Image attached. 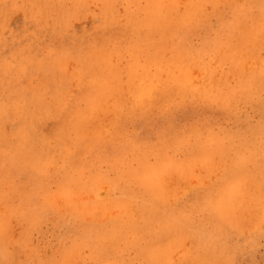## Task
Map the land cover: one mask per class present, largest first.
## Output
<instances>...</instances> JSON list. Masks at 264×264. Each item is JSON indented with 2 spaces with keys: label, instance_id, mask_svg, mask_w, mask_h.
<instances>
[{
  "label": "rangeland",
  "instance_id": "1",
  "mask_svg": "<svg viewBox=\"0 0 264 264\" xmlns=\"http://www.w3.org/2000/svg\"><path fill=\"white\" fill-rule=\"evenodd\" d=\"M174 77L199 91L163 95ZM200 142L226 147L211 170ZM184 160L166 187L144 180ZM0 169V264H264V0H0Z\"/></svg>",
  "mask_w": 264,
  "mask_h": 264
},
{
  "label": "bare ground",
  "instance_id": "2",
  "mask_svg": "<svg viewBox=\"0 0 264 264\" xmlns=\"http://www.w3.org/2000/svg\"><path fill=\"white\" fill-rule=\"evenodd\" d=\"M109 1V0H108ZM170 1H177V0H170ZM110 2H113V1H110ZM109 2V3H110ZM161 2V1H160ZM197 3H198V1H197ZM111 4V3H110ZM181 5H183V4H181ZM189 5V4H188ZM153 5H151L150 6V9H151V7H152ZM113 14V13H112ZM111 14V15H112ZM113 15H115V14H113ZM138 15V14H137ZM135 16V15H134ZM163 18L164 17V14H160V18ZM158 18V17H157ZM228 44V43H227ZM225 46H226V49L224 50H221V52H223L224 51V53L223 54H225V51H227V50H229V49H231V48H233L232 46H231V43H229L228 45H226L225 44ZM161 46H158V48H156L154 51H153V53H155V52H159L158 51V49L160 48ZM128 48V47H127ZM210 49H211V47H209V48H206L205 50H203L204 52H201V51H198V54L199 55H201V54H203V55H209V53H210ZM126 50H128V49H126ZM175 51L176 52H179V53H187L185 50H177L176 48H175ZM85 52V51H84ZM124 53V52H123ZM89 54V53H88ZM225 56V60L227 61V64L228 65H230L231 66V68H236V69H238V68H243L242 66H243V62H244V59H236L235 61H232V60H227L226 59V55H224ZM80 59V58H79ZM137 59H140V57H138ZM80 60H82V59H80ZM80 60H79V64H80ZM86 60V59H85ZM85 60H84V63H85ZM137 62H139V61H137V60H135L134 61V64H133V66H131V68H134L135 66V63H137ZM32 63H33V61H31V65H32ZM53 63V62H52ZM51 63V64H52ZM60 63V62H59ZM181 61L178 63L179 64V66H170V69L171 70H174L175 68H178L181 72H185V68L186 67H182V65H181ZM223 63V62H222ZM246 63V62H245ZM61 64V63H60ZM34 65V64H33ZM35 65H37V64H35ZM83 65V64H82ZM85 65V64H84ZM41 66V65H40ZM86 66V65H85ZM246 65H244V67H245ZM30 67V66H29ZM61 67V66H60ZM84 67V66H83ZM82 67V68H83ZM31 68V67H30ZM29 68V69H30ZM42 68H44V67H42ZM50 68V67H49ZM190 68V67H189ZM26 70H28L27 68H25ZM35 69H37V68H35ZM47 69V68H46ZM46 69H44V71L46 70ZM54 69H56V67L54 68ZM81 69V68H80ZM32 70V69H31ZM37 70H39V69H37ZM50 70H51V68H50ZM53 70V69H52ZM191 70H193V69H191ZM32 71H36V70H32ZM187 71H188V69H187ZM187 71H186V76H184L185 78H186V80L190 83L191 81H190V79H189V75H190V73H187ZM29 72H30V70H29ZM41 72V71H40ZM40 72H38V73H40ZM45 72H48V71H45ZM191 72V71H190ZM33 73V72H32ZM49 73V72H48ZM203 73V72H202ZM37 74V73H36ZM29 75H31V74H29ZM24 76H25V73H24ZM179 76V75H178ZM31 77V76H30ZM45 77V76H44ZM54 77V76H53ZM26 78V77H25ZM39 78V77H38ZM50 78V77H49ZM52 78V77H51ZM203 78L205 79V76H203ZM9 79V78H8ZM27 79V78H26ZM36 79V78H35ZM54 79V78H53ZM204 79H202V80H204ZM39 80V79H38ZM32 81H34V80H32ZM47 81V80H46ZM49 81V80H48ZM55 81V80H54ZM43 82V81H42ZM135 82H136V80H135ZM213 82V79L211 78V83ZM169 83L170 84H172L171 86H168V87H164L163 88V95L165 94V93H167V92H169L170 91V89H172V88H178V87H182V88H185L186 89V91L188 92V90L190 89V87H192L191 89H193V90H191V91H199L198 89L199 88H195L196 86H199V85H196L195 83H193V84H195V86H194V88H193V86L190 84V86L189 85H185L184 83H183V81H182V79L181 78H176V77H174L173 79H171V81H169ZM188 83V84H189ZM35 84V83H34ZM51 84V83H50ZM40 85V84H39ZM58 85V84H57ZM57 85H55V86H57ZM32 86V85H31ZM60 86V85H59ZM2 87V86H1ZM44 87V86H43ZM61 87V86H60ZM157 86H155V85H153L152 84V82H150L149 84H148V82H146V81H141V89H140V91H139V96H140V98H141V101H143V97L144 96H148V97H150V98H153V99H155V98H157L158 96H161L160 94H156V91H157V88H156ZM30 88V87H29ZM29 88H27V89H29ZM42 88V87H41ZM46 88V87H45ZM49 88V87H48ZM56 88L57 87H55L54 89L56 90ZM59 88V87H58ZM52 89H53V87H52ZM61 89H62V87H61ZM23 90H25V89H23ZM105 90V89H104ZM53 91V90H52ZM47 92H48V90H47ZM46 92V93H47ZM51 93V92H50ZM57 94H59V93H57ZM154 94H156L155 96H154ZM30 95V94H29ZM54 95H56V94H54ZM18 97V96H17ZM53 97V96H52ZM57 97V96H56ZM91 97V95H88V98H90ZM95 96H93L92 97V101H91V103H92V108H93V102H94V104H95V106L96 105H98L99 103H100V101H99V99H97V98H94ZM30 98V97H29ZM31 98H34L33 96L31 97ZM30 98V99H31ZM54 98V97H53ZM94 98V99H93ZM37 99H38V97H37ZM41 99V98H40ZM10 101V100H9ZM24 101V100H23ZM39 102H40V100H38ZM11 102H12V100H11ZM14 102H16V101H14ZM29 102H33L32 101V99L31 100H29ZM53 102V101H52ZM68 102V101H67ZM5 103V102H4ZM18 103H19V101H18ZM25 103V102H24ZM34 103V105L32 106V105H30V106H32V107H34L35 106V103L37 104L38 102H33ZM55 103V102H54ZM10 104H12V106L15 104H13V102L12 103H10ZM10 104L8 103L7 105H9V108H10ZM22 104V103H21ZM20 103L17 105V103H16V107L18 108L19 107V105H21ZM47 104V103H46ZM50 104H51V102H50ZM42 105V104H41ZM40 105V106H41ZM48 105H49V103H48ZM48 105L46 106V107H48ZM23 106H24V104H23ZM37 106V105H36ZM51 106V105H50ZM5 107V106H4ZM22 107V106H21ZM21 107H19L20 109H22ZM39 106H37V108H38ZM106 107V106H105ZM6 108L8 109V107L6 106ZM13 108H14V106H13ZM13 108H11V109H13ZM17 108H16V111H18L17 110ZM45 107H43V108H39V109H44ZM51 108L52 107H50V109L49 110H51ZM7 109H6V111H7ZM15 109V108H14ZM19 109V110H20ZM31 109V108H30ZM39 109H38V111H39ZM35 110V109H34ZM49 110H47V111H49ZM123 110V109H122ZM15 111V113L16 114H18V116H20L19 114L20 113H18V112H16ZM31 111H33V110H31ZM43 111H45V110H43ZM30 112V111H29ZM9 113V112H8ZM39 113V112H38ZM37 112H36V114H38ZM43 113H45V114H47L46 112H43ZM42 113V114H43ZM23 115H24V113H22ZM31 114H32V112H31ZM30 114V115H31ZM34 114H35V111H34ZM25 115H26V113H25ZM29 115V114H28ZM27 115V116H28ZM99 116V115H98ZM101 116V115H100ZM110 116V115H109ZM23 117V116H22ZM25 117V116H24ZM33 119V118H32ZM26 120V119H25ZM34 121H36V119H34ZM105 121V120H104ZM20 122H22V119H21V121ZM106 122V121H105ZM34 123V122H33ZM31 124V126L33 125H35V124ZM27 126H28V123H25ZM24 124V125H25ZM107 125V124H106ZM27 126H26V128H27ZM112 126V125H111ZM20 126H18V128H19ZM25 127V126H24ZM29 127H30V124H29ZM16 129H17V127H16ZM20 129V128H19ZM27 129H29V128H27ZM110 129V128H109ZM21 130H23V129H20V131ZM106 130H108V129H106ZM19 131V132H20ZM25 131V130H24ZM18 132V133H19ZM28 132H30V131H28ZM18 133L16 134V136H14V138L15 137H17V135H18ZM31 133V132H30ZM90 133V132H89ZM108 133V132H107ZM249 134V133H248ZM252 134V133H251ZM19 135H20V133H19ZM25 135V134H24ZM108 135V134H107ZM106 135V136H107ZM21 136V135H20ZM19 136V137H20ZM24 137V136H23ZM252 137V136H251ZM20 139V138H19ZM25 139V138H24ZM30 140H32V139H30ZM29 140V141H30ZM28 141V142H29ZM43 141V140H42ZM54 140H52V142H53ZM17 142H19V141H17ZM41 142V141H40ZM45 142V141H44ZM50 142V141H49ZM48 142V143H49ZM21 143V142H20ZM25 143V142H24ZM24 143H22V144H24ZM37 143V142H36ZM43 143V142H42ZM30 144V143H29ZM44 144V143H43ZM54 145H55V143H54ZM200 147H199V151H200V153L201 154H203L202 156H203V158H204V160H202V161H207V165L209 166L208 168L211 170V166H212V164L214 163L212 160L214 159V157H215V155L217 154V153H220L224 148H226V147H224L225 145L223 144V143H221V142H216V143H214V145H208V144H206V142H200ZM9 146V145H8ZM7 146V147H8ZM18 146V145H17ZM16 146V147H17ZM24 146V145H23ZM29 146V145H28ZM34 146V145H33ZM2 147V146H1ZM7 147H6V149H7ZM18 147H20V145L18 146ZM18 147H17V150H18ZM30 147V146H29ZM9 148V147H8ZM22 148H24V149H26L25 151H28L27 149H32L33 150V148L34 147H32L31 146V148H25V146L24 147H22ZM11 149H12V147H11ZM47 149H48V147H47ZM1 150H2V148H1ZM13 150V149H12ZM11 150V151H12ZM37 150V149H36ZM253 150V149H252ZM10 151V152H11ZM254 151V150H253ZM252 151V152H253ZM3 152H5V151H3ZM9 152V151H8ZM9 152V153H10ZM45 152V151H44ZM6 153V152H5ZM12 153V152H11ZM15 153V152H14ZM21 153H23V151L21 152ZM34 153V152H33ZM4 154V153H3ZM8 154V153H7ZM20 153H18V155H19ZM36 154V153H35ZM5 155V154H4ZM10 155H12V154H10ZM40 155H41V153H40ZM200 155V154H199ZM199 155H195V156H199ZM20 156V155H19ZM33 156V155H32ZM37 156H39V155H37ZM246 156V155H245ZM35 157H36V155H35ZM9 158H10V156H9ZM37 158V157H36ZM62 158H63V156H62ZM200 160H201V157H198ZM243 158H244V156H242L240 159H242L243 160ZM17 159V158H16ZM23 159V158H22ZM47 159V158H46ZM239 160V159H238ZM244 160H245V158H244ZM243 160V161H244ZM253 160V159H252ZM256 160V159H255ZM20 161H22V160H20ZM34 161V160H33ZM33 161H32V163H33ZM65 161V160H64ZM124 160L122 159V161L121 162H123ZM23 162H26V160H23ZM34 162H38V159H37V161H34ZM46 162V161H45ZM45 162L43 163L44 165H45ZM63 162V161H62ZM234 162H236L235 160H234ZM233 162V163H234ZM249 162V161H248ZM53 163H55V161L53 162ZM186 163H187V160H184L183 162H175V163H168L165 167H160V166H158L157 168H156V166L155 167H152V168H148L147 169V171H146V173H145V176H144V180L147 182V184L150 186V187H152L153 185L155 186V185H160V186H164V187H166V185H167V183L171 180L170 178H171V175H172V173H178V174H180V175H182V176H186V174H187V172H188V170H191L192 168V164L191 165H186ZM240 163V162H239ZM238 163V164H239ZM241 163H243V162H241ZM241 163H240V165H241ZM29 164V163H28ZM34 164V163H33ZM63 165H65L64 164V162L62 163ZM235 164V163H234ZM32 165V164H31ZM36 165H38V164H36ZM244 165V164H243ZM33 166H35V164L33 165ZM45 166H47V165H45ZM62 166V165H61ZM234 166V165H233ZM232 166V167H233ZM237 166V164H235V166L234 167H236ZM51 167V166H50ZM60 167V166H59ZM66 167V166H65ZM234 167H233V170H235L234 169ZM25 168V167H24ZM33 168V167H32ZM57 168V167H56ZM63 168H64V166H63ZM231 168V167H230ZM36 169V168H35ZM41 169V168H40ZM135 169H137V167L135 168ZM246 169V168H245ZM1 170V169H0ZM39 170V169H38ZM138 170V169H137ZM204 170V169H203ZM232 170V169H231ZM230 170V171H231ZM232 170V171H233ZM244 170V169H243ZM262 170V169H261ZM41 171V170H40ZM46 171V170H45ZM256 171H258V170H256ZM57 173H59L58 171H56ZM45 173V172H44ZM192 173V172H191ZM263 172H261V174H262ZM1 174V173H0ZM67 174V173H66ZM233 174V173H232ZM42 175H44L43 173H42ZM63 175V174H62ZM60 176H61V174H60ZM260 176V174H258V177ZM191 177H193V173H192V175H191ZM2 178H4L3 176H2ZM252 178V177H251ZM264 178V177H263ZM82 179V178H81ZM254 179V178H253ZM259 179V178H258ZM3 181V180H2ZM66 181V180H65ZM258 181V180H257ZM256 181V182H257ZM9 183V182H8ZM260 183H262V182H260ZM63 185V184H62ZM170 185V184H169ZM264 185V184H263ZM4 186H5V183H4ZM76 187L75 188H77V185H75ZM79 186V185H78ZM227 186V185H226ZM225 186V187H226ZM235 186H237V184H235ZM1 187V186H0ZM6 187V186H5ZM111 187V186H110ZM50 190V192H51V189H49ZM59 190V189H58ZM61 190V189H60ZM63 190V189H62ZM45 191V190H44ZM64 191V190H63ZM223 192V191H222ZM31 194V193H30ZM223 194V193H222ZM68 195V194H67ZM44 196H47V194L46 195H44ZM93 196V195H92ZM149 196V195H148ZM221 196V195H220ZM100 197H103V196H100ZM68 198V197H67ZM66 198V199H67ZM95 198V197H94ZM232 198V197H231ZM86 199V198H85ZM107 199V198H106ZM228 199V198H227ZM233 199H234V196H233ZM130 200V199H129ZM61 201V200H60ZM80 201V200H79ZM84 201V200H83ZM86 201V200H85ZM11 202V201H10ZM59 202V201H58ZM155 202H156V197H155ZM63 203V202H62ZM111 203L112 202H110L109 203V206H106V205H99V206H95L94 205V207H89V206H83V205H80V206H76V208H77V210H80V212H81V210L83 211V210H85V212H95L96 213V215H98V217H99V214L101 215V214H105L106 216H112L113 214V212L115 213V211H113V212H111L110 210L112 209V207H110L111 206ZM108 204V203H107ZM164 205H165V203H163ZM6 205V204H5ZM18 205V204H17ZM51 205V204H50ZM62 205V204H61ZM113 205H114V203H113ZM112 205V206H113ZM163 205V206H164ZM227 205V204H226ZM47 206V205H46ZM58 206V205H57ZM90 206H92V205H90ZM16 207V206H15ZM124 207V206H123ZM125 207H127L126 205H125ZM214 207V206H213ZM6 208V207H5ZM48 208H49V206H48ZM60 208V207H59ZM62 208V207H61ZM142 208V207H141ZM8 209H10L9 207H8ZM129 208H127V210H128ZM3 210H4V208H3ZM12 210V209H11ZM64 210V209H63ZM125 210H126V208H125ZM159 210H160V208H159ZM215 210H217V209H215ZM7 211V210H6ZM6 211H5V213H3L2 212V214H4V215H6ZM10 211V210H9ZM14 211V210H13ZM15 211H16V209H15ZM14 211V212H15ZM118 211H120L119 213H121L122 212V210H117L116 211V214L118 213ZM210 211V210H209ZM217 211H219V210H217ZM8 212V211H7ZM23 212V211H22ZM79 212V211H78ZM126 212H128V211H126ZM135 212V215H134V217H131V218H128V220H133L135 217H136V214H137V212L138 211H134ZM10 213H12V212H10ZM21 213V212H20ZM82 213V215H86V213H84L83 214V212H81ZM123 213V212H122ZM211 213V212H210ZM30 214V213H29ZM90 214H92V215H94L93 213H90ZM149 214H150V212H149ZM21 215V214H20ZM31 215V214H30ZM77 215H78V213H77ZM92 215H91V217H92ZM115 215V214H114ZM220 215V214H219ZM9 216V215H8ZM74 216H76V215H74ZM80 216H81V214H80ZM90 215L88 214V216L86 215V221H88L87 219H89L90 217H89ZM105 216V217H106ZM144 215L142 214V217H143ZM170 216V215H169ZM87 217H89V218H87ZM117 217V216H116ZM115 217V218H116ZM142 217H141V219H142ZM156 217V216H155ZM222 217V216H221ZM227 218H228V216H226ZM79 218H81V217H79ZM84 218V217H83ZM94 218H95V215H94ZM114 217L112 218V221H113V219H115ZM149 218V217H148ZM77 219H78V217H77ZM91 219H93V218H91ZM145 219H146V216H145ZM145 219H143V220H145ZM78 220H81V219H78ZM170 220V219H169ZM222 220V219H221ZM95 221V220H94ZM100 221V220H99ZM102 221V220H101ZM116 221V220H115ZM146 221V220H145ZM145 221H143V222H145ZM223 221V220H222ZM85 221L83 220V223H84ZM91 222H92V220H91ZM96 222V221H95ZM111 222V221H110ZM151 222H152V220H151ZM117 223V222H116ZM136 223V222H135ZM147 223V222H146ZM226 223H228V222H226ZM234 223H235V221H234ZM94 224V223H93ZM97 224V226H98V223H96ZM100 224V223H99ZM104 224V226L106 227V225H107V227H108V224H106V222H104V223H102V225ZM115 224V223H114ZM113 223H112V225H114ZM132 224V223H131ZM141 224V223H140ZM1 225V224H0ZM92 225V224H91ZM90 225V226H91ZM129 225V224H128ZM136 225V224H135ZM151 225V224H150ZM169 225V224H168ZM189 225V224H188ZM227 225V224H226ZM231 225H233V224H231ZM89 226V225H88ZM96 226V225H95ZM96 226V227H97ZM101 226V225H100ZM148 226H149V224H148ZM147 226V227H148ZM178 226H179V224H178ZM86 227V226H85ZM92 227V226H91ZM90 227V228H91ZM106 227V228H107ZM140 227V226H139ZM145 227V226H144ZM190 227H192V226H190ZM216 228V227H215ZM2 229V227L0 228V231H1V233H3V231L1 230ZM4 229V228H3ZM102 229V228H101ZM149 229H150V227H149ZM152 229V228H151ZM147 231H148V229H147ZM161 231V230H160ZM99 232V231H98ZM106 232H107V230H106ZM106 232H105V234H106ZM177 232V231H176ZM0 233V235H3V234H1ZM184 233H185V231H184ZM6 234V233H5ZM100 234H103V232H101ZM188 234V233H187ZM155 235V234H154ZM102 236V235H101ZM107 236V235H106ZM109 236V235H108ZM148 236H150V234H148ZM152 236V235H151ZM93 237H95V236H93ZM154 238H155V236H153ZM161 237V236H160ZM210 237V236H209ZM102 238V237H101ZM152 238V237H151ZM162 238V237H161ZM218 238V237H217ZM1 239H3V237L1 238ZM5 239H7L6 237H5ZM4 239V240H5ZM97 240H99V238L97 239ZM126 240V239H125ZM3 241V240H2ZM2 241H1V243H2ZM10 241V240H9ZM108 241V240H107ZM136 241H139V240H137L136 239ZM147 241V240H146ZM148 242V241H147ZM153 242V240L150 242V243H152ZM85 243L86 242H84V245H82V246H86L85 245ZM92 243H93V241H92ZM112 243H113V241H112ZM136 243V242H135ZM159 243V242H158ZM87 244V243H86ZM114 244V243H113ZM139 244H140V242H139ZM78 245V244H77ZM88 246H90L89 244H87ZM149 245V244H148ZM147 245V246H148ZM199 245H200V243H199ZM216 245V244H215ZM75 246H76V244H75ZM96 246H98V245H96ZM136 246V245H135ZM144 246V245H143ZM143 246L141 245V246H139V247H142L143 248ZM147 246H146V248H147ZM211 246V245H210ZM101 246H99V248H100ZM104 247V246H103ZM145 247V246H144ZM216 247H218V246H216ZM12 248V247H11ZM97 248V249H96ZM95 249H96V251L95 252H97V250H98V247H96ZM150 248V247H149ZM73 249V248H72ZM75 249H77L78 250V247L76 248H74V250ZM154 249H156V248H154ZM77 250H75V251H77ZM70 251H71V249H70ZM70 251H69V254H68V256H70L71 254H70ZM75 251H74V253H75ZM146 251H147V249H146ZM94 252V254H96ZM104 252V251H103ZM148 252V254H146L148 257H149V251H147ZM155 252V250H153V252H151V253H154ZM161 251L159 250V253H160ZM82 254V253H81ZM94 254H92L93 256H96V255H94ZM104 254V253H103ZM161 254V253H160ZM8 255V254H7ZM78 255H80V254H78ZM68 256L66 257V259L68 258ZM91 256V255H90ZM89 256V257H90ZM92 256V257H93ZM151 256V255H150ZM155 256V255H154ZM74 257H76V256H74ZM88 257V256H87ZM89 257H88V259H89ZM92 257H90V258H92ZM104 257H105V255H104ZM167 257V256H166ZM165 257V258H166ZM187 257V256H186ZM151 258L153 259V255H152V257H150V260H151ZM155 259H157L158 260V258L157 257H154ZM16 259V258H15ZM65 259V260H66ZM71 259V258H70ZM160 259V258H159ZM168 258H166V260H167ZM74 260H75V258H74ZM114 260V259H113ZM154 260V259H153ZM163 260V259H162ZM165 260V261H166ZM183 260H184V258H183ZM111 261V260H110ZM154 261H156V260H154ZM69 262H70V260H69ZM72 262V261H71ZM108 262V261H107ZM106 262V263H107ZM158 262V261H157ZM162 262V261H161ZM67 263V262H66ZM108 263H110V262H108ZM111 263H112V261H111ZM115 262H113V264H114ZM68 264V263H67ZM70 264V263H69ZM156 264V263H155Z\"/></svg>",
  "mask_w": 264,
  "mask_h": 264
}]
</instances>
